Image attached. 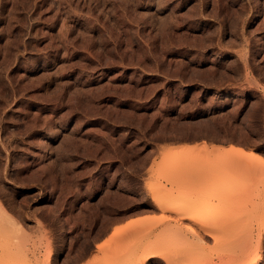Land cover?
Segmentation results:
<instances>
[{
  "label": "rangeland",
  "instance_id": "1",
  "mask_svg": "<svg viewBox=\"0 0 264 264\" xmlns=\"http://www.w3.org/2000/svg\"><path fill=\"white\" fill-rule=\"evenodd\" d=\"M256 258L264 0H0V264Z\"/></svg>",
  "mask_w": 264,
  "mask_h": 264
},
{
  "label": "bare ground",
  "instance_id": "2",
  "mask_svg": "<svg viewBox=\"0 0 264 264\" xmlns=\"http://www.w3.org/2000/svg\"><path fill=\"white\" fill-rule=\"evenodd\" d=\"M230 228V227H229ZM232 229H233V227H231ZM230 228V229H231ZM234 228H237V227H234ZM153 254H154V252H151L150 254H149V256L146 258V259H151V257L153 256ZM249 264H260V259L259 258H256V259H254L253 261H251Z\"/></svg>",
  "mask_w": 264,
  "mask_h": 264
}]
</instances>
